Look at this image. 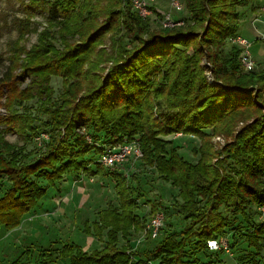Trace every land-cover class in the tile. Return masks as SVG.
Wrapping results in <instances>:
<instances>
[{
    "label": "trees",
    "instance_id": "obj_1",
    "mask_svg": "<svg viewBox=\"0 0 264 264\" xmlns=\"http://www.w3.org/2000/svg\"><path fill=\"white\" fill-rule=\"evenodd\" d=\"M37 1L27 7L39 8L52 22L72 21L80 39L58 58L31 68L35 89H45L44 77H37L44 73L76 74L80 79L65 89V103L50 105L43 119L2 105L6 113L0 115V180L5 178L9 187L0 196V230L17 227L45 196L48 185L64 181L66 175H101L113 180L118 198L116 205L109 203L98 211L90 226L84 223V232L103 243L101 252L84 254L78 244L65 243L56 255L48 252L53 256L49 260L41 255L38 264L58 259L71 264H223L218 250L207 245L222 237L226 249L236 252L237 264H264V216L259 218L264 207V73H244L241 48L223 49L227 38L239 35V8L255 10L260 1L183 0V25L170 28L152 26L135 11L117 22L113 7L102 6L117 0ZM93 11H103L106 18L94 19L85 29L86 20L79 17L89 21ZM113 28L123 32L111 41L110 51L100 49L91 58V44ZM82 59L90 65L87 69L101 65L94 70H100L97 81H86L84 92ZM203 59L211 65L204 66ZM3 61L0 56V65ZM14 83L6 68L0 98L4 90L9 94L5 97L17 95ZM156 101L163 106L154 117ZM238 122L244 124L232 143L214 148L211 136L231 135ZM7 132L18 135L23 145L42 132L49 140L44 151L27 160L23 145L6 142ZM175 133L202 140L191 150L198 155L196 162L185 160L179 148L163 138ZM130 140L140 144L143 163L177 189L173 203L185 222L181 230H171L159 202H148L151 216L158 210L164 213V225L156 238L144 239L133 250L128 249L131 235L150 217L137 213L139 198L126 176L98 161L108 146ZM16 259L10 264H19Z\"/></svg>",
    "mask_w": 264,
    "mask_h": 264
},
{
    "label": "rangeland",
    "instance_id": "obj_2",
    "mask_svg": "<svg viewBox=\"0 0 264 264\" xmlns=\"http://www.w3.org/2000/svg\"><path fill=\"white\" fill-rule=\"evenodd\" d=\"M31 0H0V56L4 59L0 65V79L6 73V68L12 80L15 82L18 90L17 95L8 96L6 90L3 91V97L0 98V115L5 114L4 104H10L11 110H17L21 114L35 118H46L48 116L47 109L50 105L65 103V89L69 84L80 77L76 74L63 75L51 72L48 75L37 76L44 77L45 82L42 83L44 88H36L35 74L31 70L38 63H43L52 59H56L68 48L80 39L79 33L75 30L78 28L72 21L52 22L46 16V13L39 8L34 11L32 7H27ZM38 2L37 0H33ZM264 1V0H263ZM183 8L181 11H176L171 8L170 0H154L150 4V13L146 17L152 26L159 25L163 28L173 26H182L183 17L185 16L184 2L180 0ZM262 2L260 1V5ZM105 9L112 8L116 13L117 22L124 20L123 15L126 12L133 13L134 9L131 0H117L116 2H107L102 4ZM159 8V9H158ZM162 9L163 13L160 12ZM242 12L240 18L238 33L247 42V47L250 56L254 62V68L251 71H246L242 64L241 70L248 74L251 72L264 73V10L256 8L255 10L249 7L239 8ZM85 8L82 9V12ZM170 13L172 20L177 22L173 25L164 26V14ZM94 16L89 21L87 16H80L79 20H86L84 28L86 29L94 19L95 22H104L106 16L103 11L98 13L93 11ZM127 14V15H128ZM159 14V17H158ZM254 22L251 20L253 17ZM98 17V18H97ZM141 17V16H140ZM97 24V23H96ZM94 23V26L96 25ZM84 29V30H85ZM113 28L110 32L102 35L95 43H92L93 53L91 58L97 57L98 50L106 49L110 51L111 41H115L116 37L122 34ZM237 35L227 38L226 45L223 49L227 50L230 46L241 48L237 41ZM105 47V48H104ZM213 50H217L213 48ZM242 52V50H241ZM241 57V53H240ZM51 62V61H50ZM85 73V86L88 89L87 82L95 83L97 81V70L101 65L95 68L87 69L90 66L85 59L80 62ZM204 66L211 65L205 59L202 60ZM30 67L28 70L27 67ZM33 73V75H32ZM208 79L212 80L209 71L206 72ZM70 86V85H69ZM81 91V93H82ZM84 92V91H83ZM80 93V94H81ZM18 101H22L21 105ZM153 109L154 117H157V112L163 106L162 101H156ZM46 106V107H45ZM244 122H238L233 127V133L227 137L223 135L211 136L210 142L214 148H223L232 143L235 133ZM4 138L8 143L23 145V141L18 135L7 132L4 133ZM163 138L170 140L172 146L179 148V154L188 161L196 162L198 155L192 154V147H199L202 140L196 136L182 135L181 133L169 134ZM49 140V134L42 132L37 134L34 139L23 145V153L26 159L39 155L45 150V143ZM133 142V143H132ZM132 144L140 152L141 147L138 141L130 140L119 145ZM142 152L136 155H130L127 159L110 170H118L126 176V180L134 186L135 196L137 200L139 215L145 214L146 217H152L150 214V203L159 202V207L166 211V222L171 223V230H181L185 222L177 213V208L174 206L173 198L177 194V189L169 183L164 182L156 173L154 167L148 166L141 160ZM103 168H106L103 166ZM79 179H76L73 174L66 175V179L54 186H49L43 198L40 199L36 207L28 213L24 214L20 224L10 230H0V264H10L16 258L19 259V264H38L42 258L49 260V256L57 254L56 249L65 243H75L81 247L84 254H92L93 252H101L103 243L98 241L91 233L84 232V223H90L97 218L98 211L104 209L109 203L117 204L118 198L114 191V182L111 178L101 175L80 174ZM40 183L45 184L44 180ZM9 187V183L5 178L0 180V196ZM260 217L264 216V207L259 209ZM150 218L144 223L143 228L131 235L129 239V250L142 246L144 239L150 238L145 234V227L149 223ZM163 227V226H162ZM161 227V228H162ZM147 228V227H146ZM164 229H168L167 226ZM146 236V237H145ZM143 237V238H142ZM142 238V241L138 242ZM218 240H224V237ZM123 240L120 239V244ZM219 258H223V264H237L234 251L223 247L217 249ZM52 255H48L50 252ZM243 251H239L242 254ZM45 253L46 256H43ZM17 260V259H16ZM156 261L149 264H155ZM49 264H71L68 260L58 259Z\"/></svg>",
    "mask_w": 264,
    "mask_h": 264
},
{
    "label": "built area",
    "instance_id": "obj_3",
    "mask_svg": "<svg viewBox=\"0 0 264 264\" xmlns=\"http://www.w3.org/2000/svg\"><path fill=\"white\" fill-rule=\"evenodd\" d=\"M154 0H131L133 9L138 14V16L146 17L150 13V4ZM171 8L176 11H181L183 6L180 3V0H170ZM261 9L264 10V4L261 5ZM173 20L170 13L164 14V26L173 25ZM237 41L241 45V57L240 63L246 71H251L254 68V62L250 56L247 42L245 39L237 35ZM136 141V140H135ZM133 143V142H132ZM141 152L132 144L125 145H110L108 146L98 158L99 163L106 168L115 167L123 163L128 156L138 155ZM145 227V234L147 237L154 239L157 237L160 228L164 225V213L159 211L155 213L149 220ZM146 237V236H145ZM143 238V237H142ZM142 238L138 240L137 244L142 241ZM207 245L210 249L217 250L221 247L226 249V242L224 240H208Z\"/></svg>",
    "mask_w": 264,
    "mask_h": 264
},
{
    "label": "crops",
    "instance_id": "obj_4",
    "mask_svg": "<svg viewBox=\"0 0 264 264\" xmlns=\"http://www.w3.org/2000/svg\"><path fill=\"white\" fill-rule=\"evenodd\" d=\"M259 1H261L262 2V4H264V1L263 0H257V2L259 3ZM261 4V5H262ZM259 7V6H258ZM159 9V8H158ZM259 9H260V7H259ZM160 12H162L163 13V11H162V9L160 10ZM253 17V16H252ZM253 22H254V20H256L254 17L251 19Z\"/></svg>",
    "mask_w": 264,
    "mask_h": 264
}]
</instances>
